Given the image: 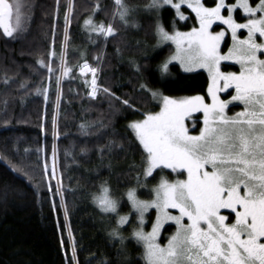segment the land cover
Instances as JSON below:
<instances>
[{
  "label": "trees",
  "instance_id": "trees-1",
  "mask_svg": "<svg viewBox=\"0 0 264 264\" xmlns=\"http://www.w3.org/2000/svg\"><path fill=\"white\" fill-rule=\"evenodd\" d=\"M125 2L139 8L150 0ZM27 3L25 30L16 39L0 34V264H73V246L79 264H145L144 247L132 238L138 220L126 193L135 188L139 197L151 198L162 178H183L185 172L162 168L144 178L146 154L128 124L160 104L141 85L170 96L202 94L208 99L209 75L185 72L178 63L169 65V75L161 73L159 66L173 46L151 49L156 18L147 12L131 14L125 26L113 22L114 0H71V7L70 0ZM182 10L188 15L185 21L170 6L160 11L166 30L197 25L190 8ZM236 14L241 18V10ZM89 18L97 25L113 23L117 34L105 38L92 32L85 25ZM227 44L228 38L224 49ZM62 48L65 67L71 69L67 76L60 71ZM85 62L97 70L98 89L108 88L114 95L98 90L90 96L93 74L81 73ZM102 185L120 202L119 216L129 215L132 221L119 228L123 244L110 236L119 216L101 212L94 203ZM174 227H164L161 241Z\"/></svg>",
  "mask_w": 264,
  "mask_h": 264
},
{
  "label": "snow or ice",
  "instance_id": "snow-or-ice-1",
  "mask_svg": "<svg viewBox=\"0 0 264 264\" xmlns=\"http://www.w3.org/2000/svg\"><path fill=\"white\" fill-rule=\"evenodd\" d=\"M114 5L113 22L118 19L127 26L137 8L129 6L125 0H114ZM183 5L195 13L199 27L190 32L170 34L160 23L159 13L170 6L180 19H186L181 12ZM28 7L27 0H0V34L16 39L25 30V9ZM99 8L97 4L93 14ZM237 10H242L244 23L237 22L234 17ZM144 11L157 14L159 43L171 41L176 46L175 54L159 66L161 73L168 74L169 63L173 60L179 61L185 71L206 69L209 74L207 95L212 102L205 103L204 96L174 99L141 85L153 99L159 96L162 100L159 112L146 113L143 120L129 125L146 154L143 176L145 179L151 177L156 169H184L187 179L170 183L162 178L152 190L154 199L150 201L139 199L135 188L127 191V200L139 218L132 238L143 243L145 264H264V58H261L264 39L258 41V37L264 38V0H236L233 4L216 0L214 7H206L202 0H150ZM225 11L226 16L223 15ZM64 18L67 42V13ZM217 21L231 32L233 44L227 54L221 53L225 31H210ZM85 25L105 38L117 34L111 22L97 25L89 18ZM241 30L247 32L244 39L237 35ZM52 55L57 54L53 52ZM59 58L61 75L67 76L71 69L65 67L63 48ZM226 60H235L240 71L222 72L220 65ZM48 71L54 70L49 67ZM96 71L87 62L81 67V73L93 74L91 95L94 97L98 90L114 95L108 88L98 89ZM56 83L59 91V76ZM230 88L235 94L230 100H222L219 94ZM59 98L57 96V101ZM233 102H240L244 110L229 117L226 109ZM122 103L131 107L127 100ZM193 111L204 114V128L198 136L189 135L184 125L185 117ZM55 127L56 118L53 117L54 134ZM51 174L55 178V165ZM57 183L59 185V181ZM137 185L142 186L139 175ZM56 191L59 194L60 187ZM93 200L101 212L119 216L120 202L112 197L109 187L102 185L101 194ZM151 208L156 209L157 217L152 231L146 233L144 216ZM169 209H178L179 215H171ZM221 210H231L234 222H228L229 216L222 215ZM185 217L189 221L187 224ZM169 220L175 222L176 231L162 247L156 242L157 236ZM131 223L129 215L119 216L117 228L110 236L123 244L125 238L120 235L119 228ZM71 259L73 264H79L74 246Z\"/></svg>",
  "mask_w": 264,
  "mask_h": 264
},
{
  "label": "rangeland",
  "instance_id": "rangeland-1",
  "mask_svg": "<svg viewBox=\"0 0 264 264\" xmlns=\"http://www.w3.org/2000/svg\"><path fill=\"white\" fill-rule=\"evenodd\" d=\"M174 2H178V0H174ZM202 2L204 3V5L206 6V7H214L215 6V3H213V4H208L205 0H202ZM226 2L228 3V4H233V3H235L236 2V0H226ZM183 6H187V5H183ZM137 8V7H136ZM144 11V6L143 7H139V8H137V11H135V12H138V11ZM191 10V9H190ZM192 11V10H191ZM135 12H133V13H135ZM144 12H146V11H144ZM181 12H183V14H184V16L186 17V19H187V17H188V15L182 10V8H181ZM193 12V11H192ZM132 13V14H133ZM147 13H149V12H147ZM194 13V12H193ZM149 14H151V15H153L155 18H156V23H157V14L155 13V12H152V13H149ZM160 14V13H159ZM195 14V13H194ZM228 13L225 11L224 13H223V15H227ZM233 15H234V17L236 18V20H237V22H239V23H244L245 22V19L243 18V13H242V10H241V18H238L237 17V14H236V12L235 13H233ZM186 19H181V20H183V21H185ZM159 20H160V23H162V20H161V18H160V16H159ZM198 22V21H197ZM162 25H163V23H162ZM163 27H164V25H163ZM194 27H199V23H197V25L196 26H193L192 28H194ZM165 28V27H164ZM192 28H190V29H186V30H184V29H174V30H172V31H168L170 34L171 33H173V31H179V32H190L191 30H192ZM166 30V29H165ZM210 31H212L213 33H216V32H220V31H225V33H226V36H225V40L221 43V53L222 54H227L228 53V49L229 48H231L232 47V44H233V41H232V38H231V32H230V30L227 28V26L226 25H223L222 23H220L219 21H217L216 23H214L213 24V26H212V28L210 29ZM237 35H238V37L240 38V39H244L246 36H247V32H246V30H241L240 32H238L237 33ZM228 38V44H227V47L224 49L223 48V46H224V43H225V41H226V39ZM261 39H264V38H260V37H258V41L259 40H261ZM166 44H171L172 46H173V51L168 55V57L164 60V61H166V60H168L171 56H173L174 54H175V52H176V46H175V44H173L171 41H169L168 43H166ZM165 44H160L159 43V37L157 36V39H156V41H155V43L151 46V49H157V48H160V47H162V46H164ZM261 58H262V56H261ZM264 58V57H263ZM171 63H178L179 65H180V67H181V69L183 70V71H185L184 70V67L183 66H181V64H180V62L179 61H176V60H173ZM171 63H169V65L171 64ZM236 64V65H238V67H239V69L238 70H236V69H232V67L230 66V65H227V66H224L225 64ZM91 67V66H90ZM91 68H93V67H91ZM220 69H221V71L222 72H225V73H227V72H236V73H238L239 71H240V65L238 64V63H236L235 62V60H226V61H222L221 62V65H220ZM199 70H203V71H205L206 73H208V71L206 70V69H203V68H197V69H195L194 71H199ZM185 72H189V71H185ZM190 72H193V71H190ZM85 73H89V74H92L91 72H85ZM170 74V70L168 71V74H166V75H169ZM165 75V74H164ZM209 75V74H208ZM229 90V89H228ZM228 90L226 91V92H221L219 95H220V98L222 99V100H230L231 99V96L232 95H234L235 94V92H234V89H232V91H231V93H233L232 95L228 92ZM152 91H158L159 93H162L159 89H153ZM97 94V93H96ZM164 96H169V97H172V98H174V99H180V98H183V97H192V96H204L205 97V103H207V104H211V98L208 96V99L206 98V96L205 95H202V94H195V95H181V96H170V95H166V94H164V93H162ZM90 96H92L91 95V86H90ZM96 96V95H95ZM94 96V97H95ZM93 97V96H92ZM155 101H157L159 104H160V108L157 110V111H149V112H147V113H157V112H159L160 110H161V107H162V100L160 99V97L158 96L157 98H155L154 99ZM244 110V106L240 103V102H233L232 104H230L229 106H228V108L226 109V115L227 116H229V117H232V116H234L236 113H239V112H241V111H243ZM198 113H201V115L200 116H197V114ZM144 119V117H142V118H139V119H134V120H132V121H130L129 122V124H128V126L132 123V122H134V121H139V120H143ZM184 125H185V127L188 129V134L189 135H191V136H198L199 134H200V131H201V129H203L204 128V114H203V111H193V112H191L188 116H186L185 117V119H184ZM130 128V127H129ZM131 129V128H130ZM132 130V129H131ZM132 132L134 133V131L132 130ZM134 135H135V133H134ZM136 137V136H135ZM139 141V140H138ZM166 169H169V168H166ZM170 170H172V169H170ZM209 171H211V168L209 167V169H208ZM173 171V170H172ZM181 171H184L185 172V177H183V178H180V177H176L175 179H172V180H169V179H166V178H163V179H166V180H168L170 183L171 182H175V181H177V180H186L187 179V171L186 170H184V169H178V170H176V171H174V172H181ZM160 183V182H159ZM158 183V184H159ZM157 184V185H158ZM156 185V186H157ZM155 186V187H156ZM154 187V188H155ZM138 196V195H137ZM138 198L139 199H141V200H148V201H150V200H152V199H154V192H153V196L151 197V198H141V197H139L138 196ZM227 211H231V210H221V214L222 215H225V216H229V221L228 222H234V219H235V217H234V214H231V215H233V220L232 221H230L232 218L230 217V214L229 213H227ZM153 212V214H152V216L150 215L151 213ZM169 213L171 214V215H173V216H178L179 215V210L178 209H169ZM156 217H157V211H156V209L155 208H151V209H149L148 210V212L147 213H145V216H144V220H145V223H144V226H143V230L146 232V233H148V232H151L152 231V225H153V223H155V221H156ZM137 220H138V223H139V218H138V216H137ZM184 223L185 224H187V223H189V221L187 220V218L185 217V219H184ZM167 224H170V225H174L175 227H174V229H173V231H172V233H170L169 235H168V237L165 239V241L163 242V241H161V238H162V235H163V230H164V227L167 225ZM175 231H176V225H175V222L174 221H171V220H169V221H167V222H165L164 224H163V227L160 229V232H159V234H158V236H157V243H159L162 247L163 246H166L167 245V243H168V239L175 233ZM163 242V243H162ZM141 244L143 245V243L141 242ZM143 247H144V245H143Z\"/></svg>",
  "mask_w": 264,
  "mask_h": 264
},
{
  "label": "flooded vegetation",
  "instance_id": "flooded-vegetation-1",
  "mask_svg": "<svg viewBox=\"0 0 264 264\" xmlns=\"http://www.w3.org/2000/svg\"><path fill=\"white\" fill-rule=\"evenodd\" d=\"M264 56H262V58H263ZM231 91H232V89L230 88L229 90H228V92L232 95L233 93H231Z\"/></svg>",
  "mask_w": 264,
  "mask_h": 264
}]
</instances>
